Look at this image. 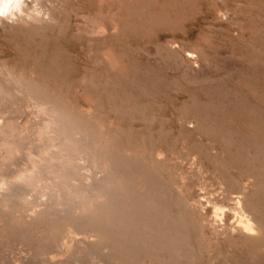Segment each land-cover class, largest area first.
<instances>
[{
	"label": "rangeland",
	"instance_id": "374dc122",
	"mask_svg": "<svg viewBox=\"0 0 264 264\" xmlns=\"http://www.w3.org/2000/svg\"><path fill=\"white\" fill-rule=\"evenodd\" d=\"M2 13L0 180L41 171L58 128L78 163L66 202L48 176L1 186L0 264H264V0Z\"/></svg>",
	"mask_w": 264,
	"mask_h": 264
},
{
	"label": "bare ground",
	"instance_id": "6f19581e",
	"mask_svg": "<svg viewBox=\"0 0 264 264\" xmlns=\"http://www.w3.org/2000/svg\"><path fill=\"white\" fill-rule=\"evenodd\" d=\"M23 2V1H22ZM12 3H16V4H19V9H20V0H0V12H4V5L5 4H12ZM123 6V5H122ZM126 6V5H125ZM125 8V7H124ZM11 9L12 8H9L7 11H11ZM13 11V10H12ZM22 12V11H21ZM120 12V11H119ZM54 110V109H53ZM44 111V110H43ZM47 111V110H46ZM47 113V112H46ZM45 113V114H46ZM50 113V112H49ZM48 114V113H47ZM48 117L50 118V116L48 115ZM65 117V116H64ZM54 118V117H53ZM57 119H59V117L57 118ZM61 120H63V119H61ZM53 122H54V120H52ZM59 121V120H58ZM65 123V122H64ZM55 124V123H54ZM67 125V124H66ZM58 127V126H57ZM57 127H55L54 129H56ZM60 127V126H59ZM50 128H52V127H50ZM50 128H49V130H50ZM63 128V127H62ZM66 128H67V126H66ZM64 129V128H63ZM68 129L70 130V128L68 127ZM67 129V130H68ZM57 130H59L58 132H56V130H53V131H55V133L54 132H52V131H50V133L52 132V136L54 137H52L51 136V138L52 139H55V142H58V143H53V141H52V143H53V145L54 144H57V145H55V146H49V148L50 147H55L56 149L54 150L53 149V151L54 152H52L51 151V153L50 152H46V154H45V156L42 158V161H43V168L41 169V171L39 170V169H36V165L35 164H32L31 165V167L30 168H28L29 170L26 172H19L18 174H16L14 177H13V179H11V180H9V179H7V180H0V189H1V186H4L5 188H3V189H5V192L8 194V197L10 196V197H14V195H16L17 194V192H19V188L20 189H22V188H24V189H28L29 187H33L34 186V188L35 187H37V186H39V185H37L36 183L39 181V177H42V176H48L49 178H51L50 180H53V181H51L52 183L54 182V184H50V186H46V184H45V186H46V195L44 194V196H49V197H52L51 198V200H53L54 202H57V201H55L54 199H57V198H59V199H61L60 197L62 196V198L65 200L66 198H64L65 197V195H67L68 197H69V195L68 194H65V192L62 190V188H65L64 186H69V183H71V181L70 180H68L67 179V181H70V182H66V180L65 181H61V178L64 180L65 178V176L68 178V172H69V168H72L73 166H77V164L76 163H78V162H76V155L73 157V155H74V153H72L73 152V149H75V146H73L74 148L72 149V152L70 151V148H72L71 147V145H70V143L68 142V139L66 140L65 139V136H64V134H63V132L62 131H60V128H58ZM68 130V131H69ZM72 130H73V127H72ZM82 131V130H81ZM71 133V132H70ZM70 133L67 135L68 137H69V135H70ZM54 134H55V136H54ZM66 135V134H65ZM50 136V135H49ZM66 136V137H67ZM44 137V136H43ZM47 137H48V135H47ZM71 137V136H70ZM75 137V136H74ZM83 137V136H82ZM47 139H49V138H47ZM73 139V138H72ZM71 139V140H72ZM79 139V138H78ZM77 139V140H78ZM82 139V138H81ZM50 141H51V139H50ZM39 142V141H38ZM68 142V143H67ZM70 142H72V141H70ZM50 143V142H49ZM51 143V144H52ZM82 143V142H81ZM81 143H77V145L79 144V145H81ZM47 144H48V141H47ZM83 144V143H82ZM13 145V144H12ZM11 145V146H12ZM69 145H70V147H69ZM78 145V146H79ZM13 147V146H12ZM10 148V147H9ZM32 149V148H31ZM45 149H47V147H45ZM79 150H81V149H79ZM8 151H10L9 149H8ZM44 151V150H43ZM43 151H41V152H43ZM50 151V150H49ZM15 152V151H14ZM28 152H29V150H28ZM80 152V151H79ZM31 153V152H30ZM33 153V152H32ZM82 153H84V152H82ZM79 154V153H78ZM43 155V154H42ZM82 155V154H81ZM16 156V155H15ZM30 157V156H29ZM32 157V156H31ZM40 158V157H39ZM83 158V157H82ZM7 160L8 159H6V163H7ZM12 160H14V159H12ZM30 160H33V159H30ZM29 159H28V161H30ZM37 160V159H36ZM41 160V159H40ZM82 160V159H81ZM34 161V160H33ZM25 162V161H24ZM32 162V161H31ZM97 162V161H96ZM34 163V162H33ZM87 163V162H86ZM90 163V162H89ZM4 164V163H3ZM24 164V163H23ZM27 164V163H26ZM39 164V163H38ZM80 164V163H79ZM78 164V165H79ZM92 164V163H91ZM96 164V163H95ZM98 164V163H97ZM96 164V165H97ZM13 165H14V163H13ZM27 165H29V164H27ZM4 166H5V164H4ZM86 166V165H85ZM87 166H88V164H87ZM84 167V166H83ZM98 167V166H97ZM38 168V167H37ZM78 167H76V171L78 170L77 169ZM95 168V167H94ZM10 169H11V167H10ZM19 169V168H18ZM25 169V168H24ZM69 169V170H68ZM75 169V168H74ZM4 170H5V168H4ZM26 170V169H25ZM73 171V170H72ZM79 171V170H78ZM71 172V171H70ZM89 172V171H88ZM96 172V171H95ZM4 173V172H3ZM54 173H55V175H54ZM67 173V175H65ZM72 173H74V177H75V173H77V172H72ZM81 173V172H80ZM1 174V173H0ZM61 174L63 175L61 178H60V176H61ZM86 174V173H85ZM84 174V175H85ZM70 175H72V174H70ZM80 175V174H79ZM83 175V176H84ZM86 175H88V174H86ZM101 175V174H100ZM99 175V176H100ZM82 176V175H81ZM92 176V175H91ZM12 177V176H11ZM72 177V176H71ZM89 177V176H88ZM103 177V176H102ZM76 178V177H75ZM94 178V177H93ZM117 178V177H116ZM5 179V178H4ZM37 179H38V181H37ZM44 179H46V178H44ZM48 179V178H47ZM78 179V178H77ZM77 179H74V180H77ZM82 179H84V178H82ZM88 179H91V178H88ZM104 179V178H103ZM43 180V179H42ZM79 180V179H78ZM92 180V179H91ZM90 180V181H91ZM37 181V182H36ZM40 181H41V179H40ZM44 181V180H43ZM42 182V181H41ZM40 182V183H41ZM46 182V181H45ZM48 182H50V181H48ZM76 182V181H75ZM93 182V180L91 181V184L92 185H94V183H92ZM99 182V181H98ZM87 183V182H86ZM84 184V183H83ZM37 185V186H36ZM44 185V184H43ZM48 185V184H47ZM89 185V184H88ZM44 186V187H45ZM84 187H85V184L83 185ZM82 186V187H83ZM43 187V188H44ZM71 187V186H70ZM73 187H75V188H78V187H76V186H72V188ZM79 187H81V186H79ZM89 187V186H88ZM92 187V186H91ZM38 188V187H37ZM69 188V187H68ZM87 188V187H86ZM90 188V187H89ZM26 189V190H27ZM70 189V188H69ZM88 189V188H87ZM30 190H32V189H30ZM40 190V189H39ZM0 191H2V190H0ZM23 191H25V190H22L21 191V193L23 192ZM69 191V190H68ZM71 191H72V189H71ZM77 191V190H76ZM84 190H82V192H83ZM4 192V193H5ZM26 192V191H25ZM34 192H37L36 191V189H35V191ZM39 192V191H38ZM64 192V193H63ZM87 192H88V190H87ZM20 193V194H21ZM28 193V192H27ZM26 193V194H27ZM40 193V192H39ZM61 193H63L62 195H61ZM67 193V192H66ZM69 193V192H68ZM72 193V192H71ZM89 193V192H88ZM102 193V192H101ZM2 194V193H1ZM31 194V193H30ZM32 194H34V193H32ZM35 194H37V193H35ZM65 194V195H64ZM81 194V193H80ZM79 194V195H80ZM84 194V193H83ZM90 194V193H89ZM72 195V194H71ZM74 195V194H73ZM85 195V194H84ZM83 195V196H84ZM87 195V194H86ZM85 195V196H86ZM6 196V195H5ZM20 196V195H19ZM64 196V197H63ZM66 196V197H67ZM2 197V196H1ZM0 197V198H1ZM3 197H4V195H3ZM16 197V196H15ZM21 197V196H20ZM24 197H26V196H24ZM28 197H29V195H28ZM32 197H34V196H32ZM90 197V196H89ZM17 199H18V197H16ZM22 198V197H21ZM27 198V197H26ZM70 198V197H69ZM68 198V199H69ZM84 198V197H83ZM82 198V199H83ZM86 198V197H85ZM84 198V199H85ZM28 199V198H27ZM26 199V200H27ZM31 200H32V198H30ZM42 199V198H41ZM44 199H49V198H45L44 197ZM43 199V200H44ZM73 199V198H72ZM79 199H81V198H78V200ZM6 200V199H5ZM14 199H12V201H13ZM16 200V199H15ZM21 200L23 201V199H19L18 200V202L20 201L21 202ZM24 201V203L25 202H27V201ZM29 200V199H28ZM30 200V201H31ZM37 200H39V198L37 199ZM36 200V201H37ZM67 200V199H66ZM66 200H65V202H66ZM4 201V200H3ZM7 201V200H6ZM8 201H10V200H8ZM11 201V202H12ZM30 201L29 202H27V203H30ZM36 201H35V203H36ZM75 200H73V202H74ZM83 201H85L86 202V200H83ZM10 202V203H11ZM32 202V201H31ZM44 202L46 203V201L44 200ZM60 202H62V201H60ZM79 202H81V200L79 201ZM78 202V203H79ZM84 202V203H85ZM90 202V201H89ZM88 202V203H89ZM2 203V202H1ZM4 203H5V201H4ZM13 203H17V202H15V201H13ZM23 203V202H22ZM51 203V202H50ZM69 203V202H68ZM76 201H75V204H78ZM91 203V202H90ZM6 204V203H5ZM8 204V203H7ZM18 204V203H17ZM52 204H53V202H52ZM57 204H58V202H57ZM79 204H81V203H79ZM79 204L77 205V206H79ZM1 205V204H0ZM44 205V204H43ZM42 205V206H43ZM49 205H51V204H49ZM70 205V204H69ZM11 206V205H10ZM14 206V205H13ZM23 206V205H22ZM39 206H41V204H39ZM45 206H48V204L46 203V205ZM45 206H43V207H45ZM66 206V205H65ZM71 206V205H70ZM82 206V205H81ZM21 207V206H20ZM51 207V206H50ZM15 208V207H14ZM17 208V207H16ZM53 208V207H52ZM60 208H61V206H60ZM65 208V207H64ZM74 208V210L76 209L75 207H73ZM85 208V207H84ZM89 208V207H88ZM57 209V208H56ZM63 209V208H62ZM68 209V208H67ZM71 209H72V207H71ZM34 210V209H33ZM53 210V209H52ZM51 210V211H52ZM69 210V209H68ZM77 210H78V208H77ZM41 211V210H40ZM61 211V210H60ZM63 211V210H62ZM64 211H66V210H64ZM21 212V211H20ZM71 212V211H70ZM16 213V212H15ZM63 213V212H62ZM40 214V213H39ZM54 215V214H53ZM243 219V218H242ZM245 219V218H244ZM86 221V220H85ZM244 223V222H243ZM246 224V226L248 225V224H250V223H245ZM110 225V224H109ZM243 226V225H242ZM251 226V225H250ZM248 227H249V225H248ZM247 227V228H248ZM254 228V227H253ZM245 231V230H244ZM249 231V230H248ZM251 231V230H250ZM254 231V230H253Z\"/></svg>",
	"mask_w": 264,
	"mask_h": 264
},
{
	"label": "clouds",
	"instance_id": "9594fccd",
	"mask_svg": "<svg viewBox=\"0 0 264 264\" xmlns=\"http://www.w3.org/2000/svg\"><path fill=\"white\" fill-rule=\"evenodd\" d=\"M9 8H12V9H19V4H16V3H12V4H5L4 5V12L2 13V14H4V15H6L7 14V10L9 9ZM36 15H40V13L37 11L36 13H35Z\"/></svg>",
	"mask_w": 264,
	"mask_h": 264
}]
</instances>
